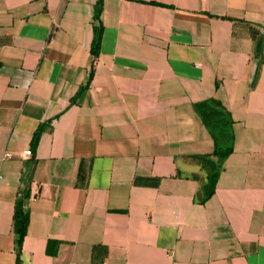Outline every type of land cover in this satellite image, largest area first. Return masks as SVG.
Here are the masks:
<instances>
[{
  "label": "crops",
  "instance_id": "crops-1",
  "mask_svg": "<svg viewBox=\"0 0 264 264\" xmlns=\"http://www.w3.org/2000/svg\"><path fill=\"white\" fill-rule=\"evenodd\" d=\"M97 2L0 0V264H264V0Z\"/></svg>",
  "mask_w": 264,
  "mask_h": 264
},
{
  "label": "trees",
  "instance_id": "trees-1",
  "mask_svg": "<svg viewBox=\"0 0 264 264\" xmlns=\"http://www.w3.org/2000/svg\"><path fill=\"white\" fill-rule=\"evenodd\" d=\"M102 12V0H98L97 5H96V9H95V20L97 22L100 21V15ZM102 36H103V26L99 25V27L97 28V38L94 40L93 44H92V49H91V54L93 56V62H92V66H91V71L89 73V77L87 80V83L81 88L80 92L78 93V95H80V93L86 89L87 87H89L93 77H94V59H96L99 54H100V50H101V41H102ZM197 108L199 109V106L197 105ZM220 118L222 116V113L224 114L223 120L219 123L214 124V126L217 128L220 126V128L222 126H229L231 123V118H230V114L229 112L221 109L220 111ZM203 114V112H201ZM203 119L205 121H207L206 117L204 115ZM216 117V116H214ZM208 122V121H207ZM42 132V127H40L38 129V131L35 134L34 137V142L35 144H37L39 142L40 139V133ZM232 151V148L225 150V151H220V150H216V154H222L224 157L228 156V154ZM217 174L213 175V179L211 181H209V184H207V187H204V197L202 202H205L206 200H208L214 193L215 191V187L214 184L216 182V178ZM29 198V194L26 192H21V194L19 195L16 204H15V212H14V231L16 234V247H17V252H18V264H20V253L22 250V245L25 239V236L27 235V231H28V227H29V222H30V215H29V211L26 207V202Z\"/></svg>",
  "mask_w": 264,
  "mask_h": 264
},
{
  "label": "built area",
  "instance_id": "built-area-1",
  "mask_svg": "<svg viewBox=\"0 0 264 264\" xmlns=\"http://www.w3.org/2000/svg\"><path fill=\"white\" fill-rule=\"evenodd\" d=\"M24 154L26 156H31L32 155V151L31 150H27V151L24 152ZM0 178H1V176H0Z\"/></svg>",
  "mask_w": 264,
  "mask_h": 264
}]
</instances>
